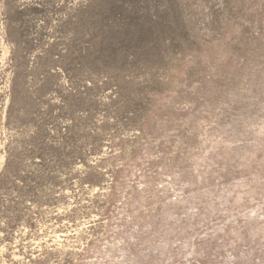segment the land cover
I'll return each mask as SVG.
<instances>
[{"label": "rangeland", "instance_id": "374dc122", "mask_svg": "<svg viewBox=\"0 0 264 264\" xmlns=\"http://www.w3.org/2000/svg\"><path fill=\"white\" fill-rule=\"evenodd\" d=\"M0 264H264V0H0Z\"/></svg>", "mask_w": 264, "mask_h": 264}]
</instances>
